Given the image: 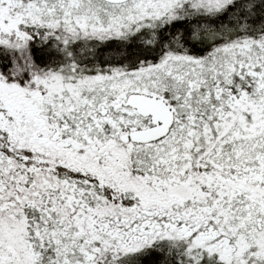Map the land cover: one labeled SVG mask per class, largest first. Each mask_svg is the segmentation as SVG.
I'll return each mask as SVG.
<instances>
[{"label": "snow or ice", "instance_id": "obj_1", "mask_svg": "<svg viewBox=\"0 0 264 264\" xmlns=\"http://www.w3.org/2000/svg\"><path fill=\"white\" fill-rule=\"evenodd\" d=\"M0 264H264V0H0Z\"/></svg>", "mask_w": 264, "mask_h": 264}]
</instances>
